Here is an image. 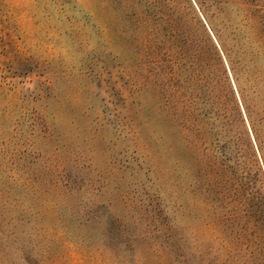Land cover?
<instances>
[{
    "label": "rangeland",
    "instance_id": "obj_1",
    "mask_svg": "<svg viewBox=\"0 0 264 264\" xmlns=\"http://www.w3.org/2000/svg\"><path fill=\"white\" fill-rule=\"evenodd\" d=\"M216 1L175 4L234 84ZM110 3L0 0V264H264V208L228 220L178 125V34L149 49Z\"/></svg>",
    "mask_w": 264,
    "mask_h": 264
},
{
    "label": "trees",
    "instance_id": "obj_2",
    "mask_svg": "<svg viewBox=\"0 0 264 264\" xmlns=\"http://www.w3.org/2000/svg\"><path fill=\"white\" fill-rule=\"evenodd\" d=\"M249 2L248 8L236 1L217 0L215 4L227 17L234 84L227 68L216 65L209 46L194 36L187 13L175 0H112L107 5H113L124 28L144 39L149 49H165L169 38L178 34V63L182 68L178 125L187 131L186 146L192 149L205 191L228 211V220L238 209L233 205L238 198L245 207L256 199L254 204L264 208L260 200L264 189V7L256 0ZM188 3L193 6L192 0ZM208 40L212 41L210 34ZM187 67L190 75L185 73ZM187 76L193 84L187 82ZM241 105L253 140L244 129Z\"/></svg>",
    "mask_w": 264,
    "mask_h": 264
}]
</instances>
